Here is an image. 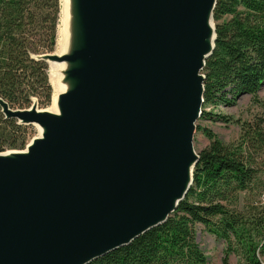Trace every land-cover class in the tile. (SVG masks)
<instances>
[{"label": "water", "instance_id": "obj_1", "mask_svg": "<svg viewBox=\"0 0 264 264\" xmlns=\"http://www.w3.org/2000/svg\"><path fill=\"white\" fill-rule=\"evenodd\" d=\"M217 0H60L51 109L1 112L38 135L0 152V264H88L166 222L199 154Z\"/></svg>", "mask_w": 264, "mask_h": 264}, {"label": "trees", "instance_id": "obj_2", "mask_svg": "<svg viewBox=\"0 0 264 264\" xmlns=\"http://www.w3.org/2000/svg\"><path fill=\"white\" fill-rule=\"evenodd\" d=\"M59 13L60 0H0V97L11 107L27 108L31 97L50 101L47 63L32 55L55 49ZM213 19L215 48L202 70L200 118L225 121L205 106L229 105L243 94L256 97L264 85V0H217ZM25 127L0 108V152L23 149ZM196 129L208 143L198 152L192 185L175 211L88 264H207L197 224L223 240L226 256L238 255L239 264H264V116L244 122L233 145L210 128Z\"/></svg>", "mask_w": 264, "mask_h": 264}, {"label": "rangeland", "instance_id": "obj_3", "mask_svg": "<svg viewBox=\"0 0 264 264\" xmlns=\"http://www.w3.org/2000/svg\"><path fill=\"white\" fill-rule=\"evenodd\" d=\"M215 24V22H214ZM60 13L59 20L57 24V41L55 49L51 52H57L59 50V40H60ZM44 52V53H51ZM48 79L52 87V94L50 101L47 103L40 104L38 102L39 109H50L52 106V97L54 95V87L52 86V77L50 76V66L47 64ZM37 98V97H36ZM38 101V99H37ZM264 101V85L257 92L256 97H252L249 94H243L236 96L234 103L229 105H219L214 107L212 105L205 106V110L212 111L214 113H220L225 115L226 120H214L200 118L196 122L201 128H210L218 137V139L227 145L236 144L239 141V136L241 133V126L244 122H252L256 118L264 116V109L262 107V102ZM15 108V107H13ZM25 134V148L26 144L34 136L38 135V130L34 125H29L23 128ZM208 143L202 130H197L194 133L193 146L196 152H199ZM242 199V196L240 197ZM264 198V195H262ZM196 239L207 257V264H223L225 258L228 264H239L241 262L238 255L231 253L226 256V244L223 240L217 239L214 235L208 233L201 224L196 226Z\"/></svg>", "mask_w": 264, "mask_h": 264}, {"label": "bare ground", "instance_id": "obj_4", "mask_svg": "<svg viewBox=\"0 0 264 264\" xmlns=\"http://www.w3.org/2000/svg\"><path fill=\"white\" fill-rule=\"evenodd\" d=\"M56 68H57V65H53V64H51L50 69H52V70H56ZM51 77H52V81H54V75H53V74H51ZM53 87H54V93H56L57 91H59L57 85H54ZM50 109L54 111V107H53V106H51Z\"/></svg>", "mask_w": 264, "mask_h": 264}]
</instances>
